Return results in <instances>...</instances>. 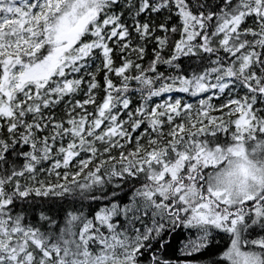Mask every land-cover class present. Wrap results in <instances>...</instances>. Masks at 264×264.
Segmentation results:
<instances>
[{
	"label": "snow or ice",
	"instance_id": "1",
	"mask_svg": "<svg viewBox=\"0 0 264 264\" xmlns=\"http://www.w3.org/2000/svg\"><path fill=\"white\" fill-rule=\"evenodd\" d=\"M0 264H264V0H0Z\"/></svg>",
	"mask_w": 264,
	"mask_h": 264
}]
</instances>
